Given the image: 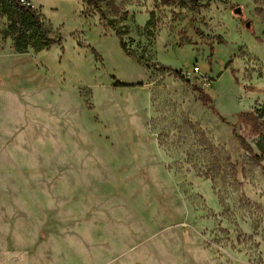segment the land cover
Segmentation results:
<instances>
[{
  "label": "rangeland",
  "instance_id": "obj_1",
  "mask_svg": "<svg viewBox=\"0 0 264 264\" xmlns=\"http://www.w3.org/2000/svg\"><path fill=\"white\" fill-rule=\"evenodd\" d=\"M25 1L60 42L0 7V264H264V0Z\"/></svg>",
  "mask_w": 264,
  "mask_h": 264
},
{
  "label": "trees",
  "instance_id": "obj_2",
  "mask_svg": "<svg viewBox=\"0 0 264 264\" xmlns=\"http://www.w3.org/2000/svg\"><path fill=\"white\" fill-rule=\"evenodd\" d=\"M85 1L89 5H97L98 2V0ZM0 7L11 21L12 26H16L20 30L15 39L16 48L19 52H25L28 48H32L36 52L47 51L55 43L60 42V39L57 40L52 37L50 27L45 23L42 15L33 7L24 5L19 0H0ZM204 88H200L201 100L204 104H207L210 101V97L206 90L210 88V84L204 85ZM262 118L263 115L258 113L244 114L245 122L251 124L252 132L256 135H261L264 132V121ZM239 141L242 148L253 154L254 160L260 163L261 157L254 155L248 142L241 136Z\"/></svg>",
  "mask_w": 264,
  "mask_h": 264
},
{
  "label": "built area",
  "instance_id": "obj_3",
  "mask_svg": "<svg viewBox=\"0 0 264 264\" xmlns=\"http://www.w3.org/2000/svg\"><path fill=\"white\" fill-rule=\"evenodd\" d=\"M21 3L24 4V5H28V3L25 1V0H21ZM200 70V67L196 66L194 67L193 69V72H191L192 74H197Z\"/></svg>",
  "mask_w": 264,
  "mask_h": 264
},
{
  "label": "water",
  "instance_id": "obj_4",
  "mask_svg": "<svg viewBox=\"0 0 264 264\" xmlns=\"http://www.w3.org/2000/svg\"><path fill=\"white\" fill-rule=\"evenodd\" d=\"M235 14H238V15H242V10L240 7L236 8L235 11H234ZM247 26L249 27V24H247Z\"/></svg>",
  "mask_w": 264,
  "mask_h": 264
}]
</instances>
